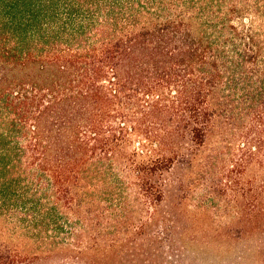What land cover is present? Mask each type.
<instances>
[{"label":"trees","instance_id":"obj_1","mask_svg":"<svg viewBox=\"0 0 264 264\" xmlns=\"http://www.w3.org/2000/svg\"><path fill=\"white\" fill-rule=\"evenodd\" d=\"M213 170L225 224L184 202ZM185 239L264 264V0H0V264H170Z\"/></svg>","mask_w":264,"mask_h":264},{"label":"rangeland","instance_id":"obj_2","mask_svg":"<svg viewBox=\"0 0 264 264\" xmlns=\"http://www.w3.org/2000/svg\"><path fill=\"white\" fill-rule=\"evenodd\" d=\"M182 172L184 173V171L182 170L179 171L174 175V178L181 176ZM217 176V171H211L208 175L207 182L204 181V185H202L198 182L195 183V181H192L191 176L187 175L186 173L185 178L187 185H189L191 189L194 187L196 193L194 194L191 190L189 197L184 202L189 210L194 211L195 209H197L200 201L209 199L208 202L209 204L211 203V206L209 207L210 214H212V217L214 216L215 220H217L218 222L220 220L221 223L225 224V222L229 220V216L235 213V202L232 199L231 193L226 190V186L224 185L225 182L221 183V180L218 179L219 176ZM177 195H179L177 191L174 190L173 192H171L169 196L170 198L167 201L170 206L172 204L176 205L177 203H179V201L176 200ZM210 222L212 223L211 219H206L203 223L210 224ZM7 238L8 237L6 236V238L3 239ZM14 242L15 244H20L22 250L24 251L29 250L27 252H32L36 250H31L32 245L27 241L16 240ZM218 242H192L188 239H185L184 241L175 244L174 248L165 247L162 250H165L167 253L169 252L171 255H173V257L167 258L170 264H235V260H237L238 254H240V252H242L243 250H246L245 247L243 248L242 246H236L239 247V250L236 251L234 250L235 246L232 245L234 247L229 252L227 247H223L226 245H223L222 243H220V241ZM255 258V250L253 249V252L249 254V257L246 260V264H257ZM156 260L157 263L160 261V259ZM38 264H48V260H41V262H39Z\"/></svg>","mask_w":264,"mask_h":264}]
</instances>
